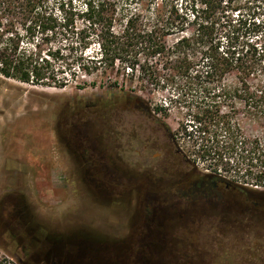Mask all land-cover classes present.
Masks as SVG:
<instances>
[{
    "label": "rangeland",
    "instance_id": "1",
    "mask_svg": "<svg viewBox=\"0 0 264 264\" xmlns=\"http://www.w3.org/2000/svg\"><path fill=\"white\" fill-rule=\"evenodd\" d=\"M173 1L184 9L193 0ZM92 79L97 86L84 90L75 84L55 89L0 79V259L7 264H48L49 237L83 243L66 249L76 264L264 262V246L257 247L255 239L238 245L232 222L229 246H204L211 240L209 232L191 237L183 232L178 223L188 222L165 215L160 198L146 197L143 176L132 172L126 164L128 154L116 148L120 114L145 129L161 124L167 129L166 160L171 169L180 175L215 178L211 158L224 154V139L200 144L196 134L185 133L186 124L208 102L175 81L152 85L148 80L119 79L116 72L86 81ZM136 102L149 109L154 121L147 123L141 111L128 109ZM220 105L226 112L237 109L234 121L246 135L264 136V120H250L245 104ZM203 148L213 151L211 158H203ZM237 154L229 156L237 159ZM245 169L235 161L229 168L232 174L220 170L223 177L215 178L231 205L225 217L264 201V185L244 184L236 176ZM257 170L261 168H253Z\"/></svg>",
    "mask_w": 264,
    "mask_h": 264
},
{
    "label": "trees",
    "instance_id": "2",
    "mask_svg": "<svg viewBox=\"0 0 264 264\" xmlns=\"http://www.w3.org/2000/svg\"><path fill=\"white\" fill-rule=\"evenodd\" d=\"M109 72L194 91L208 104L185 133L200 144L224 139L223 155L202 149L215 178L223 177L220 170L232 174L238 161L246 166L236 172L244 184L264 185V136L246 135L234 121L237 109L220 105L240 102L250 120H264V0H193L184 9L173 0H0V79L84 90L97 86L86 78ZM46 241L48 264H76L66 249L83 243Z\"/></svg>",
    "mask_w": 264,
    "mask_h": 264
},
{
    "label": "flooded vegetation",
    "instance_id": "3",
    "mask_svg": "<svg viewBox=\"0 0 264 264\" xmlns=\"http://www.w3.org/2000/svg\"><path fill=\"white\" fill-rule=\"evenodd\" d=\"M128 107L134 112L141 111L147 123L154 121L149 109L141 102L129 103ZM116 125V148L119 153L128 154L126 164L132 172L143 176L146 197L160 198L163 201L160 210L165 215H174L178 221L188 222L178 223L183 232H190V237L194 233L209 232L212 234L211 240L204 246H229L232 222L238 245H247V242L255 239L260 243L257 247L264 246V201L254 203L253 207L235 209L233 218L230 215L225 217L231 205L229 198L220 192L217 179L180 175L167 163L166 147L169 143L164 125L141 128L137 120L125 119L122 114L117 118ZM199 223L200 227L197 226Z\"/></svg>",
    "mask_w": 264,
    "mask_h": 264
}]
</instances>
